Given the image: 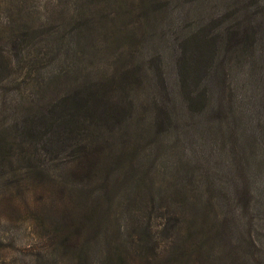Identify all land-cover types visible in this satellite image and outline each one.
I'll return each instance as SVG.
<instances>
[{"label":"rangeland","instance_id":"1","mask_svg":"<svg viewBox=\"0 0 264 264\" xmlns=\"http://www.w3.org/2000/svg\"><path fill=\"white\" fill-rule=\"evenodd\" d=\"M201 244L264 264V0H0V264Z\"/></svg>","mask_w":264,"mask_h":264},{"label":"trees","instance_id":"2","mask_svg":"<svg viewBox=\"0 0 264 264\" xmlns=\"http://www.w3.org/2000/svg\"><path fill=\"white\" fill-rule=\"evenodd\" d=\"M162 232L163 233H165V229L163 228V230H162ZM143 243H146L147 244V242H143ZM148 243H150L151 244V248H153L154 247V245H155V242L154 241H151L150 239L148 240ZM143 247H145V248H147V246L145 245V246H143ZM179 247V246H178ZM197 250L198 251H202L201 253H199L200 254V259H201V261H202V263L201 264H206L205 263V261H203V259L205 258V257H209V262H210V264H213L212 263V261L210 260V253H209V249L206 247V246H204L203 244H201V245H199L198 246V248H197ZM141 251V250H140ZM142 253H144L143 251H141ZM175 253V252H174ZM177 253V252H176ZM130 255V254H129ZM186 256V255H185ZM108 257L109 256H106V257H104V260H103V262H102V264H108ZM143 257V256H142ZM186 259H188V258H186ZM187 262V260H185L184 259V257H183V255H181V256H171V257H166V261H164L163 262V260H161V259H158V260H155V263L156 264H184V263H186ZM208 262V261H207Z\"/></svg>","mask_w":264,"mask_h":264}]
</instances>
